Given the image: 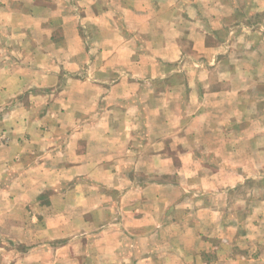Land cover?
Segmentation results:
<instances>
[{
    "label": "crops",
    "instance_id": "obj_1",
    "mask_svg": "<svg viewBox=\"0 0 264 264\" xmlns=\"http://www.w3.org/2000/svg\"><path fill=\"white\" fill-rule=\"evenodd\" d=\"M262 13L0 0V264H264Z\"/></svg>",
    "mask_w": 264,
    "mask_h": 264
},
{
    "label": "rangeland",
    "instance_id": "obj_2",
    "mask_svg": "<svg viewBox=\"0 0 264 264\" xmlns=\"http://www.w3.org/2000/svg\"><path fill=\"white\" fill-rule=\"evenodd\" d=\"M257 19L259 20L261 23L264 22V13L260 14L258 17L253 16L252 20ZM264 28V27H263ZM260 77V75L258 76ZM232 193H235L233 196L236 197V199L242 200V198H238V195H242V193L247 194L246 195V203H243L242 201H238V202H234V203H230L229 205H235L234 208V216L236 220H245L246 218V210L248 208L251 207V205L256 203V199L254 200V198H256L258 196L259 193V187L257 185H253L251 183H247L245 187L240 188V189H236V191H232ZM241 203V204H240ZM245 206V207H244ZM240 208V209H239ZM245 208V209H244ZM238 210H240L239 212H237ZM245 216H244V214Z\"/></svg>",
    "mask_w": 264,
    "mask_h": 264
}]
</instances>
